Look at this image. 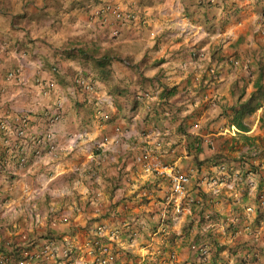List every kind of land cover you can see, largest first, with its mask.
<instances>
[{
	"label": "crops",
	"instance_id": "0c3cea01",
	"mask_svg": "<svg viewBox=\"0 0 264 264\" xmlns=\"http://www.w3.org/2000/svg\"><path fill=\"white\" fill-rule=\"evenodd\" d=\"M263 11L0 0V264H264Z\"/></svg>",
	"mask_w": 264,
	"mask_h": 264
},
{
	"label": "built area",
	"instance_id": "2783aa9c",
	"mask_svg": "<svg viewBox=\"0 0 264 264\" xmlns=\"http://www.w3.org/2000/svg\"><path fill=\"white\" fill-rule=\"evenodd\" d=\"M111 12L112 16L118 20V21H123V20H131L134 18V16L132 14H123L118 8L116 7H111L110 4H108V2L106 4H104V7L102 9H100L99 12H97V15L99 16L100 14L103 15L102 16V21L106 22L107 20V15L108 13ZM18 72H16L17 74ZM15 73H11L9 74V77H14ZM23 124L25 123V120H22ZM16 134H18V136H22V131L17 129L15 131ZM162 169L161 165L157 162V163H153L150 162L146 165H144V170L145 172H149V173H159V171ZM163 174H168V177L170 179V189L174 194H178V195H182L185 193V188L186 185L188 183V177L184 174L178 173V172H169V173H165L163 172ZM104 229L103 227L101 228H97L96 230V234L97 235H101L103 233ZM101 254V253H100ZM199 256H198V260L199 263L202 264L206 257H207V250L205 248H201L199 249ZM50 256V252H49V246L46 245L38 254L35 255H30L28 256L26 261H22L18 264H28L29 261L36 259V260H45L47 257ZM63 258L66 260L67 263L71 264L72 262L69 261L70 258V253L69 252H64L63 253ZM9 261L8 259L4 260V262ZM96 261L98 264H107V260L103 259L101 257H97Z\"/></svg>",
	"mask_w": 264,
	"mask_h": 264
},
{
	"label": "trees",
	"instance_id": "16d2710c",
	"mask_svg": "<svg viewBox=\"0 0 264 264\" xmlns=\"http://www.w3.org/2000/svg\"><path fill=\"white\" fill-rule=\"evenodd\" d=\"M263 17H264V11H263ZM262 101H264V65L260 64L259 74L257 76V82L255 84V89L249 95L247 102L243 104L241 107H244L245 105L250 106L253 103H260ZM239 116L237 115L235 118H233V121H232V124L237 127H241Z\"/></svg>",
	"mask_w": 264,
	"mask_h": 264
}]
</instances>
